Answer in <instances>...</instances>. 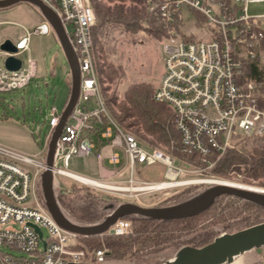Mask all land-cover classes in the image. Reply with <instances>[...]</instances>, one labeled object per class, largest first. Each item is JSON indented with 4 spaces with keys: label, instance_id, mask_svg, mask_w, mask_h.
I'll list each match as a JSON object with an SVG mask.
<instances>
[{
    "label": "built area",
    "instance_id": "obj_1",
    "mask_svg": "<svg viewBox=\"0 0 264 264\" xmlns=\"http://www.w3.org/2000/svg\"><path fill=\"white\" fill-rule=\"evenodd\" d=\"M41 1L60 18L78 58L80 95L56 144L52 167L44 152L64 107L50 108L46 143L38 154L0 144V264H104L105 250L90 254L79 248L86 236L62 229L41 206L35 193L42 174L50 170L56 186L57 177H62L113 193L166 192L187 185L181 179L188 174L207 173L229 150L238 148L240 137L264 140V12H251L252 6H264V0H163L159 6L166 35L160 43L163 72L154 98L173 112L179 141H171L176 152L172 154L144 146L109 112L94 53L92 30L97 19L91 0ZM154 8L151 5L150 11ZM187 25L196 31L185 32ZM52 30L44 19L13 41L17 53L0 50V94L24 90L31 83L37 72V62L30 55L31 39ZM9 57L21 60L18 71L6 68ZM93 153L100 165L98 181L110 189L84 183L69 170L73 157ZM157 163L165 167L163 181L135 178L137 164ZM132 229L130 221L120 219L109 232L127 236Z\"/></svg>",
    "mask_w": 264,
    "mask_h": 264
},
{
    "label": "trees",
    "instance_id": "obj_2",
    "mask_svg": "<svg viewBox=\"0 0 264 264\" xmlns=\"http://www.w3.org/2000/svg\"><path fill=\"white\" fill-rule=\"evenodd\" d=\"M91 2L97 19L92 30L94 53L103 97L109 112L122 127L133 132L148 146L176 153L171 148L172 140L179 141V134L173 125V112L168 105L155 100L156 87L153 83H132L121 98L116 90L109 95L112 87L124 76L122 67L115 65L109 58V37L116 29L131 36L145 30L153 40L160 43L166 35L159 10L163 0H91ZM151 5H155L152 11ZM67 103L68 101L65 102L64 108ZM182 157L191 159L186 155ZM213 172L223 177H229L232 172H236L244 175L245 180L264 186V142L261 140L260 145L252 152L247 151L245 145L229 150ZM76 184L75 182L71 185L74 191H66L63 195L77 198L78 195L75 194L80 188H77ZM81 189L93 190L85 185ZM180 193L182 194L172 197L171 200L176 201L185 195L198 192L196 187H189ZM102 202L100 196L96 195L91 201L74 207L77 210L75 212L71 210L70 203L66 204L61 198L57 199L64 216L79 226L100 224L109 216L98 210ZM118 205H121L120 202ZM259 213H264V207L233 196H220L210 209L190 218L159 220L137 215L124 217L122 219L132 223L131 234L116 236L107 232L103 235L83 237L79 248L87 250L90 254L105 250L106 262L140 264L149 260L151 256L167 250H174L176 256L185 247L202 248L220 236L221 229L218 228L220 225H225L228 221L245 214H247V217H244L245 221H249L253 215ZM258 224L261 222L246 228Z\"/></svg>",
    "mask_w": 264,
    "mask_h": 264
},
{
    "label": "rangeland",
    "instance_id": "obj_3",
    "mask_svg": "<svg viewBox=\"0 0 264 264\" xmlns=\"http://www.w3.org/2000/svg\"><path fill=\"white\" fill-rule=\"evenodd\" d=\"M19 5H27V3H21ZM31 6L41 14L37 7L33 5ZM6 11H9V9L0 10V12ZM251 12L263 13L264 6H252ZM189 31L195 32L196 29L187 25L185 32ZM196 34H198V32H196ZM31 40V57L37 62L36 76L24 90L16 91L10 94H0V123H16L28 132L35 133L34 135L37 139V150L35 153H39L44 150L48 135L46 120L49 117L50 108L52 106H57L59 110H62L65 102L69 101L72 78L68 61L53 30L49 35L33 36ZM160 43L153 40V38L145 30H141L133 36L127 33L122 34L119 29L113 30L108 39V48L110 51L109 58L115 65L122 67L124 76L116 85L112 87L109 95L113 93V90H116L119 98H121L132 83L151 82L155 85V87L158 86L163 72ZM7 135L8 138H15V133L13 132L7 133ZM261 140L264 142L263 139L259 138L240 137L236 140V144L240 142L238 147L245 145V149L252 152L260 145ZM142 142L144 146H148L145 141ZM158 149L165 153H169L166 149ZM47 153L48 150H45V157H47ZM179 164H177V166L186 168L185 165H182V163ZM104 165L109 167L107 165V161H104ZM214 168L215 166L208 169L207 173L202 174L203 176L198 173L188 174L186 177L181 179V181H188L191 183L192 181L200 179H221L223 181L225 180L237 184V186L244 185L245 188L254 187L258 188V190H261V188L264 189V186H262L261 183L247 181L245 180L244 175L236 172H232L229 177L218 176L213 172ZM188 169L191 171L193 170L191 167H188ZM69 170L82 177L95 180L100 179L96 153L87 157H73ZM126 173V175H129V171ZM164 173L165 167L160 163L153 166L137 164L134 168V176L139 181L160 182L163 181ZM73 183L75 182L68 179L66 180L62 177H57V186L56 184H53V192L56 201L61 198V200L66 204H71V210L77 212L74 207L83 205L85 202L91 201L94 196L98 195L103 201L99 207L100 209L98 210L104 215L112 214V212L118 208L119 202L120 204L133 203L143 207H157L163 204H170L173 206L201 197L206 194V191L215 186L214 184L209 183H188L187 185L177 187L166 192L113 193L107 190H100L92 187H89L93 189L92 191H86L81 189L83 188L82 184L77 183L76 187L80 188V190L77 191L75 195H78V197H65L63 195L65 193L61 192L74 191V189L71 188ZM118 185L125 187L129 186L127 183H120ZM189 187H196L198 193H190L189 195H185V197L176 201L171 200L172 197L181 195L182 193L180 192L188 189ZM240 188L242 187L240 186ZM35 194H37L41 206H44L45 200L42 188L39 187L37 193ZM244 217H247V214L230 220L225 225H220L218 227L221 229L220 235L224 233L233 234L239 232L247 229V226L256 222L264 223V213L253 215V218H251L252 220L249 221H245L246 218L244 219ZM222 227H225V229ZM255 251L259 253L264 264V248H258L255 249ZM174 257L175 251L167 250L151 256L149 260L140 264H165ZM104 264L134 263L105 261Z\"/></svg>",
    "mask_w": 264,
    "mask_h": 264
},
{
    "label": "water",
    "instance_id": "obj_4",
    "mask_svg": "<svg viewBox=\"0 0 264 264\" xmlns=\"http://www.w3.org/2000/svg\"><path fill=\"white\" fill-rule=\"evenodd\" d=\"M21 3L37 7L44 19L50 23L64 51L71 71L70 98L63 111L60 124L53 133L47 153V165L52 167L56 144L79 99L81 71L78 58L60 18L43 1L0 0V10L10 9ZM0 50L13 54L17 53L16 46L10 39L5 40L0 45ZM21 64V60L15 57H9L5 61V66L10 71H18L21 68ZM53 184L54 176L52 172L50 170L44 172L41 177V187L47 211L62 229L86 237L103 235L109 232L118 220L132 215L159 220H178L194 217L210 209L220 196H233L264 207V193L215 185L201 197L168 207H143L133 203H124L107 216L102 223L91 226H79L69 221L60 210L54 197ZM34 228L42 236L41 230L36 226ZM258 248H264V223L233 234L224 233L202 248L185 247L165 264H230L236 257Z\"/></svg>",
    "mask_w": 264,
    "mask_h": 264
},
{
    "label": "crops",
    "instance_id": "obj_5",
    "mask_svg": "<svg viewBox=\"0 0 264 264\" xmlns=\"http://www.w3.org/2000/svg\"><path fill=\"white\" fill-rule=\"evenodd\" d=\"M43 21L44 17L42 16V14H40L34 7L29 4L15 6L9 9V11L0 12V45L7 39L17 41L24 35L26 30L35 28ZM11 132L15 133V138H8L7 133ZM34 134L35 133L28 132L24 128L18 126V124L16 123H0V144L18 150L22 153H27V155L38 154L35 153V151L37 150V139L35 138ZM97 165L98 173L100 176V165L98 161ZM255 263L263 264V259L257 251L252 250L234 259L230 264Z\"/></svg>",
    "mask_w": 264,
    "mask_h": 264
},
{
    "label": "bare ground",
    "instance_id": "obj_6",
    "mask_svg": "<svg viewBox=\"0 0 264 264\" xmlns=\"http://www.w3.org/2000/svg\"><path fill=\"white\" fill-rule=\"evenodd\" d=\"M170 176H173L171 173L169 174ZM80 180H82L84 183H87L89 185H92V186H95V187H99V188H104V189H110L111 187H109V184L107 183H103V182H100L98 180H95V179H89V178H86V177H82V176H77ZM190 183V182H189ZM198 183H209V184H214V185H223V186H228V187H236V188H239V189H244V190H249V191H255V192H259V193H264V189L261 188V190H258V188H245L244 185H238L237 184H234L232 182H228V181H223V180H195V181H192L190 184H198ZM178 185H181V183L179 184H175V185H157V186H153V188H164V187H167V186H178ZM240 186L242 188H240ZM143 190H150V187L149 188H145ZM238 258V257H236ZM235 258V259H236Z\"/></svg>",
    "mask_w": 264,
    "mask_h": 264
},
{
    "label": "flooded vegetation",
    "instance_id": "obj_7",
    "mask_svg": "<svg viewBox=\"0 0 264 264\" xmlns=\"http://www.w3.org/2000/svg\"><path fill=\"white\" fill-rule=\"evenodd\" d=\"M168 206H171L170 204H163V205H159L157 206L158 208H161V207H168Z\"/></svg>",
    "mask_w": 264,
    "mask_h": 264
}]
</instances>
